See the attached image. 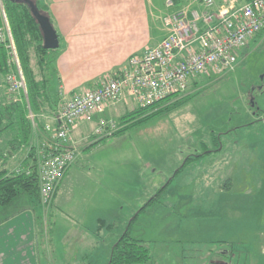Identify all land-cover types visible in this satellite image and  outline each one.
<instances>
[{"label": "rangeland", "instance_id": "rangeland-1", "mask_svg": "<svg viewBox=\"0 0 264 264\" xmlns=\"http://www.w3.org/2000/svg\"><path fill=\"white\" fill-rule=\"evenodd\" d=\"M188 95L119 135L132 124L120 118L139 107L126 98L74 128L76 159L58 184V208L56 193L47 205L16 198L3 210L32 209L41 264H109L136 216L130 237L148 248L145 264H264V31L233 71L201 75L163 106Z\"/></svg>", "mask_w": 264, "mask_h": 264}, {"label": "built area", "instance_id": "built-area-1", "mask_svg": "<svg viewBox=\"0 0 264 264\" xmlns=\"http://www.w3.org/2000/svg\"><path fill=\"white\" fill-rule=\"evenodd\" d=\"M188 5L165 19L167 36L158 45L131 56L118 72L99 78L88 90L63 98L53 125L47 124L38 143V179L41 201L50 203L64 174L74 164L76 149L71 134L82 121H91L123 98L149 106L172 95L184 94L197 78L233 71L239 52L264 31V0L240 4L238 0H186ZM0 3L2 4L1 0ZM196 4L197 8L192 7ZM174 7V0L167 2ZM10 50L18 74L7 78L9 93L25 91V83L12 36L0 28V45ZM34 123V116L30 114ZM109 124L106 131H113ZM100 127L98 132L102 131ZM19 171V169H17Z\"/></svg>", "mask_w": 264, "mask_h": 264}, {"label": "crops", "instance_id": "crops-1", "mask_svg": "<svg viewBox=\"0 0 264 264\" xmlns=\"http://www.w3.org/2000/svg\"><path fill=\"white\" fill-rule=\"evenodd\" d=\"M39 1L48 6V18L59 38L62 53L56 63L57 87L54 91L62 99L77 93L84 85L88 90L99 77L118 72L131 56L158 45L167 36L163 18L188 5L186 0H174L175 5L170 8L166 5L169 0ZM195 5L191 6L197 8ZM163 8L165 12H162ZM164 13L166 15L162 17ZM152 23H162L163 28L152 27ZM157 30L161 35L153 37ZM5 85L0 70V97L8 95ZM107 112H112L111 105ZM48 117L43 116L45 125H53L54 120ZM3 145L0 140V146ZM22 157H13L5 168H18ZM54 208H58V192ZM2 216L5 220L0 224V264H41L40 241L35 234L32 209H17ZM213 264L228 262L218 260Z\"/></svg>", "mask_w": 264, "mask_h": 264}, {"label": "trees", "instance_id": "trees-1", "mask_svg": "<svg viewBox=\"0 0 264 264\" xmlns=\"http://www.w3.org/2000/svg\"><path fill=\"white\" fill-rule=\"evenodd\" d=\"M250 1L238 0V3ZM1 2L0 28H4L6 24L9 26L26 90L15 94L9 93L7 78L10 74H18V67L12 60L10 50L5 44H1L0 70L5 78L8 95L0 97V140L4 143L0 146V224L5 220L2 218L3 210L16 198L23 199L27 204L36 200L42 204L38 179V143L45 138L43 116L54 117L62 103L60 94L52 89V82L57 74L58 49H45L43 33L29 2H32L38 12L46 17H49L48 6L39 0H1ZM174 96L176 95L149 106H139L123 115L120 124L129 122L132 124L115 132L114 135L122 134L156 114L171 110L191 98V95H188L163 106L165 101ZM150 110L154 113L147 115ZM30 114L34 116V123ZM17 155H23L20 166L15 169L5 168L7 162ZM160 195L161 192L140 211L157 203ZM136 218L137 216L113 246L109 264H145L151 260L148 248L141 241L130 237V229ZM42 231L45 232V225ZM51 233L53 236V232Z\"/></svg>", "mask_w": 264, "mask_h": 264}, {"label": "water", "instance_id": "water-1", "mask_svg": "<svg viewBox=\"0 0 264 264\" xmlns=\"http://www.w3.org/2000/svg\"><path fill=\"white\" fill-rule=\"evenodd\" d=\"M31 10L34 16L37 19V22L41 28L44 37V47L47 50H56L59 48V38L56 30L54 29L50 19L38 12L35 5L32 2H29ZM10 35L11 31L8 28Z\"/></svg>", "mask_w": 264, "mask_h": 264}]
</instances>
